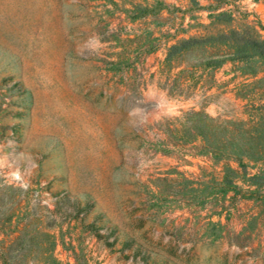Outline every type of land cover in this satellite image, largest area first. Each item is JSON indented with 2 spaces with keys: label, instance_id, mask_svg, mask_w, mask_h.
Masks as SVG:
<instances>
[{
  "label": "rangeland",
  "instance_id": "obj_1",
  "mask_svg": "<svg viewBox=\"0 0 264 264\" xmlns=\"http://www.w3.org/2000/svg\"><path fill=\"white\" fill-rule=\"evenodd\" d=\"M256 41L264 0H0V264H264Z\"/></svg>",
  "mask_w": 264,
  "mask_h": 264
},
{
  "label": "trees",
  "instance_id": "obj_2",
  "mask_svg": "<svg viewBox=\"0 0 264 264\" xmlns=\"http://www.w3.org/2000/svg\"><path fill=\"white\" fill-rule=\"evenodd\" d=\"M227 1L228 0H215V2H219V3H225ZM192 41L194 42V41H197V40L193 39ZM183 43H188V41L183 42ZM253 45H254L255 48H257V50L259 51L260 55L264 57V41H256ZM239 55L240 54H235L234 58L235 57H239ZM237 159L240 161L239 158H237Z\"/></svg>",
  "mask_w": 264,
  "mask_h": 264
}]
</instances>
